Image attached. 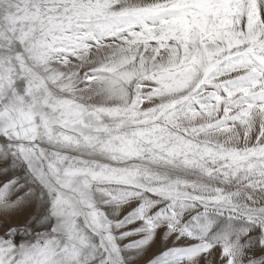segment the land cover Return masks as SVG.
<instances>
[{"label": "snow or ice", "instance_id": "6c2138e0", "mask_svg": "<svg viewBox=\"0 0 264 264\" xmlns=\"http://www.w3.org/2000/svg\"><path fill=\"white\" fill-rule=\"evenodd\" d=\"M202 261L264 264V0H0V264Z\"/></svg>", "mask_w": 264, "mask_h": 264}, {"label": "rangeland", "instance_id": "374dc122", "mask_svg": "<svg viewBox=\"0 0 264 264\" xmlns=\"http://www.w3.org/2000/svg\"><path fill=\"white\" fill-rule=\"evenodd\" d=\"M212 255L213 258L217 257L219 255V250H216ZM201 264H204V262L202 261Z\"/></svg>", "mask_w": 264, "mask_h": 264}]
</instances>
